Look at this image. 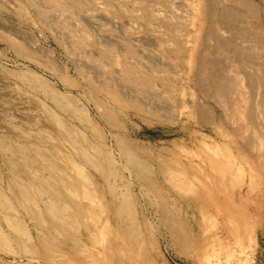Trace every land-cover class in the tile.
Masks as SVG:
<instances>
[{"label":"bare ground","instance_id":"1","mask_svg":"<svg viewBox=\"0 0 264 264\" xmlns=\"http://www.w3.org/2000/svg\"><path fill=\"white\" fill-rule=\"evenodd\" d=\"M130 1L131 7L125 1L107 2L100 10L152 31L166 46L165 56L180 61L179 70L191 75V89L180 83L183 74L177 69L144 57L129 40L123 48L95 40L74 14L95 11L91 0H24L44 26L70 31L74 70L86 82L82 92L73 93L78 85L65 69L36 55L35 66L53 82L36 70L8 72L35 93L44 113L39 122L48 128L35 125L31 133L11 121L12 135H0L5 158L0 264H157L153 251L160 229L177 254L207 258L204 247L216 245V233L210 235L217 228L208 218L211 205L227 233L240 241L249 233L246 217L227 203V197L236 196L240 205L238 191L231 186L227 194L225 182L232 176L229 166L241 162L227 126H236L244 180L257 194L254 164L264 173V39L249 48L243 27L263 33L264 10L253 0H185L180 11L177 2ZM257 20L260 26L254 27ZM193 35L211 42L194 50ZM11 43L18 53L30 54L22 42ZM184 55L191 64L182 60ZM232 67L235 74H229ZM187 104V116L194 118V149L174 141L172 148H155L129 138L127 118L175 124ZM194 183L202 186L198 194ZM142 199L156 205V223L140 210ZM176 200L199 213L196 234L184 229L180 210L173 209Z\"/></svg>","mask_w":264,"mask_h":264},{"label":"rangeland","instance_id":"2","mask_svg":"<svg viewBox=\"0 0 264 264\" xmlns=\"http://www.w3.org/2000/svg\"><path fill=\"white\" fill-rule=\"evenodd\" d=\"M91 1L97 8L95 11L89 12L84 9L77 10L74 14L88 25L87 28L90 30L89 33H92L95 40L115 44L118 48H123L124 39L129 40L133 46L138 47L144 57L154 59L156 62H162L164 65L171 67V69L174 67L173 70L177 69L175 70L176 72L183 74V80L180 83H183L184 86L191 89V75L188 74L186 68L185 72L179 70V67L182 68L183 66L180 61L175 62V60L165 56L167 52L166 46L163 47L159 45L152 31H147L142 25L138 22H134L129 17L113 16L104 12V10H100L107 2L114 4V2L125 1V3L130 6V0ZM166 1L170 3L175 2V4L177 2V6L185 2V0ZM219 1L221 0H217V2ZM253 1L257 2L256 4L259 7L261 6L260 8L264 10V0ZM181 4V8L178 6V11L183 9V5ZM230 4L229 1H224L223 3L226 8L232 7ZM17 7L20 11L17 10ZM239 11L242 12V10ZM183 12L186 13L185 10ZM52 17L56 18V13H53ZM258 21L260 22L261 20H257V24L255 23L254 27L259 25ZM74 27L75 25H73L72 28L76 29L77 26ZM243 28L248 32L247 35L250 38V41L246 43L249 48L253 47L255 42L263 41L264 31L263 33H258L255 28L247 25ZM70 34V31L64 28L50 29L44 26L38 20L35 12L26 6L24 0H0V135H12L11 132L13 129L10 125L11 121L15 126H20V128L24 130L31 129V133H35V125L39 127L38 129L48 128L45 123L39 122L40 117L43 116L44 113L37 101H35V93L25 89L10 73H8L9 71L16 70V68L36 70L50 82H53L54 79L50 77L49 73L41 72V70L35 66V55L40 61L50 59L54 66L62 67V69L64 68L65 73L71 76L75 80V84L78 85V90L72 89V92H82L86 81L85 78L79 76L74 70L73 60L76 59V55L70 47V42H72ZM11 40L14 42H22L30 54L27 55L23 52L18 53L16 46L11 43ZM192 40L194 50L198 49L203 42L206 44L207 42H211L210 40H202L196 35L192 36ZM235 41L242 42L240 40ZM95 48L96 47H93L92 49L94 50ZM182 60L189 61L190 59L187 55H184ZM144 63H146L145 60ZM175 66H178V68H175ZM235 72L236 71H234L232 67V71H230L229 74H235ZM114 75L117 76L116 74ZM57 86L61 87L60 84ZM207 104L211 106L210 102ZM190 107L191 105L187 104L186 107L182 109L184 114L180 117L181 120L175 124L129 117L126 122L128 136L134 141L155 148H160L162 146L170 147L171 143L174 141L178 143L184 142L189 149H194L192 146L193 139L190 135L195 126L193 122L194 118L187 116V111H190ZM6 111L8 113L5 116ZM90 112L94 114L96 119L98 118L95 109L91 107ZM227 128L229 129L228 138H230L232 151L236 159H241V162H236L235 166H229L232 176L230 177L229 173L225 182L227 194L232 189L231 186L235 187L236 191H238L237 195L240 200V205L238 206L234 200L236 196L234 198L227 197V203L230 206L238 208L239 212L246 217V222L250 225L249 233L247 232V236H245L242 241L237 240L234 234L227 233L224 229L223 217L216 211L213 207L214 205H211L208 210V218L211 223L217 225V228H215V231L210 235L216 233V236L212 238V241L216 243V245L204 247L203 250L207 258L203 256V259H195L191 257L190 254H177L168 246L167 237L163 229H160L158 233H156L157 244L156 249L153 251V255H156L154 257H156L157 264H264V173L255 163L254 173L256 175L257 185L259 186V192L257 189V194L255 192L251 193L244 180L245 165L240 155L241 141L240 137H238L236 126L229 125ZM234 128L236 129V135L234 134ZM205 132L213 134L210 128H207ZM1 154L0 151V170L5 172V162H3L5 158H3V154ZM201 187L202 186L198 183L194 185L197 194L201 192ZM193 193L195 195L194 191ZM216 193L217 191L215 194ZM175 203H178V205L176 204L173 206V209L176 211H178V209L180 210L178 217L183 221L182 223L185 226L184 229L190 234H196L198 232L196 225H200V223H198V219H200L199 213H192L191 208H187L183 205L185 203L180 200H176ZM139 208L149 220L153 223L157 222V213H154L156 205L148 204L146 199H142L140 200ZM17 214L25 219L23 213L18 212ZM206 223L211 225V223ZM212 226L213 224L211 227ZM29 227L33 235H35L32 225H29ZM223 250H227L229 255H225Z\"/></svg>","mask_w":264,"mask_h":264}]
</instances>
